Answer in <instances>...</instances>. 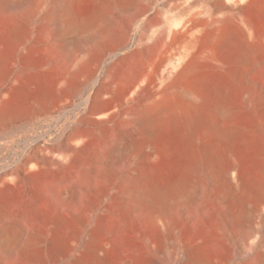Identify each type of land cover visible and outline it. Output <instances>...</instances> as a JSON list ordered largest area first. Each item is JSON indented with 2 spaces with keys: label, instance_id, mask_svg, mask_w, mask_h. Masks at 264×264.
Instances as JSON below:
<instances>
[{
  "label": "bare ground",
  "instance_id": "bare-ground-1",
  "mask_svg": "<svg viewBox=\"0 0 264 264\" xmlns=\"http://www.w3.org/2000/svg\"><path fill=\"white\" fill-rule=\"evenodd\" d=\"M80 1L0 0V123L61 99L104 53L123 46L127 30L138 24L140 33L85 100L89 122L51 149L35 146L18 164V177L38 170L43 179L28 207L0 205V261L34 264L29 256L50 250L62 252L59 264H233L235 254L243 259L237 264H264V170L257 181L239 162L245 136L264 134L238 104L264 103L256 0H208L202 12L186 10L188 17L152 33L140 32L143 0H92L108 11L97 21L77 14ZM38 17L42 52L57 58L51 83L31 73L30 47L24 61L20 55ZM179 41L178 55L160 69L162 49ZM175 132L191 145L181 160ZM143 144L159 164L155 179L153 167L141 170L136 161ZM258 150L264 159V144ZM97 182L105 193L116 186L105 214L86 194Z\"/></svg>",
  "mask_w": 264,
  "mask_h": 264
},
{
  "label": "rangeland",
  "instance_id": "rangeland-1",
  "mask_svg": "<svg viewBox=\"0 0 264 264\" xmlns=\"http://www.w3.org/2000/svg\"><path fill=\"white\" fill-rule=\"evenodd\" d=\"M223 1L227 2L228 0ZM91 2L92 0H81L79 3H77L75 8L77 14L82 17L86 16L85 18H88L90 20L97 21L102 19L108 11L104 10L105 8L103 6H99L98 4ZM142 3V14L138 16V23L140 24L142 22V29L140 28V32L141 30L146 29V31L152 33L154 31L156 32V30H158L157 32H159V30L163 31L168 25H172V22H176L177 20L180 21L185 16H190V13H199L201 11L200 9H205L204 7L207 6L205 4H213L214 2H210L208 0H143ZM97 6L99 10L97 9ZM252 8V11H254V13L256 11L255 14L259 16V19L264 20V0H256L255 7ZM186 10L187 12L191 11L188 13V16L183 15L184 13H187ZM200 16L198 18L206 17L204 14H201ZM42 20V17H38V19L36 18L35 21H33L32 31L30 32L29 36L30 38L26 44L28 46H26V49L22 51L20 55L22 56L21 58L24 61L27 53L30 50L32 51V53L34 51L35 54L33 55L34 59H36L35 62L37 61V65H35V67L30 70L32 71L31 73L39 77L41 76V78L43 77L45 82L47 79L48 82L51 83V69L54 68L55 62L57 64V58L49 56L46 57V53L42 52L45 51L44 49L47 41L46 34L44 33V20ZM137 25L138 24L132 26L130 30L126 31L127 35L124 40L125 42L121 48L117 49L116 51H107L106 54L104 53L103 59H101L98 68L93 71L88 79L77 80L78 82L75 81L76 83H74L73 88L70 89L71 91L69 90L65 93L66 95L67 93H69L66 97L65 94L62 95L63 97L61 96V99L59 97V99L56 98L57 96H52V101L49 97L46 100V102H48H43L40 107L27 106L22 115L18 117L13 116V119H7V121L4 120L2 123H0V205H2V207H8V205L11 206L16 203L21 205L24 204L28 207V205H30V202H34L36 198V195H34V191H36V188L40 187L42 182L40 180L43 179V174H40L38 170H32V172H30L27 177H18V164H20L21 160L27 154H30L31 151H33V148L35 146L43 145V143L49 148L57 144L59 145L63 142L65 136L70 131L86 125L85 123H87V121L89 122L87 117L84 115L85 100L89 96L93 97L95 87L102 80L104 72L107 70V68L111 67L116 62V60H118L124 53L136 46L137 39L140 34L136 31ZM183 43V41L171 43V45L166 46L162 49L159 63L160 69L167 70L169 68V60L175 58L178 55L177 53L180 52ZM7 45L8 44L5 45V48L8 47L6 49L8 50L7 52H9V54L13 53L12 55L15 57L16 54H18L17 49L10 44V46ZM34 49L38 50H36L35 52ZM224 51L227 53L229 49H225ZM16 66L17 64L14 61L11 67L12 71L16 69ZM44 76L46 77V79ZM213 79H216V76H213ZM48 82L47 85L49 84L50 86L51 84ZM238 100V104H242L240 106V108L242 109L241 111L247 117V119L250 120L253 125L264 128V103H259L253 107H248L240 101V98ZM175 133V137L174 134H172L173 136H171V138L174 137L172 138V140H181L180 142L176 140L173 142L176 144L174 146L183 155L180 156V152L177 151L175 147L174 152L176 153L177 151L179 153L177 154L179 155L178 157L181 160V157L185 158L186 154L190 152L189 148H191V145H189L188 139H184L185 136H183L179 132ZM178 133L180 134V136H178ZM253 136H245L248 140H244L246 139L244 137V139L242 138V141L245 142L241 141L240 143L241 148H239V151L241 152H239V162L241 163V169L243 171L246 170L244 171L246 174L251 175V177L253 176L255 180L259 181L258 177L260 178V180H262L263 178L261 176H263L262 170L264 169L261 168H264V159L263 157H261L260 150L258 149L264 144V134L259 133L258 135L256 134ZM256 136H258V138ZM259 140H261V142ZM176 142L180 144L177 145ZM187 143L189 146L187 145ZM184 144L187 146H185ZM140 149L138 151L139 153H137L136 161L141 170H143L144 168L150 169V167H153L152 169L156 171L153 170V172H151V177H154L155 179V177L157 176L159 164H153L150 162V160H148V153L147 149L144 147V144ZM184 158H182V160H184ZM225 163L226 162L224 160H222L221 158L219 159V164L224 165ZM154 167H156V169ZM99 182L101 183L102 181ZM99 182H97V184L95 183L93 185V188L90 191L86 192V194H88L89 197L92 198V200L94 198L93 202H95V204L97 203L96 205H98L97 211L101 214H105L107 212L108 202L110 203L112 198L116 195V186L109 185L110 188L107 186L106 194L104 191H102V188H104V186L100 185ZM68 183L69 182L66 183V186L68 185ZM99 187L101 188L100 190ZM99 191H101V193ZM64 195L68 197L71 194L66 191ZM47 251L44 252V250H42L41 254L39 252H35L33 255L27 258V261L34 262V264H59L60 262L58 263V261H60V259L58 260L55 258H57L56 256L58 255L60 256L59 253L62 254V252L57 253L58 251L54 252L51 250L52 253H56V256L54 255V257L49 252L50 250ZM235 255L233 259L234 263L232 262L233 264H237L238 262H241L243 260L240 255ZM0 264H25V261H0Z\"/></svg>",
  "mask_w": 264,
  "mask_h": 264
}]
</instances>
